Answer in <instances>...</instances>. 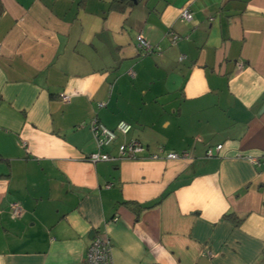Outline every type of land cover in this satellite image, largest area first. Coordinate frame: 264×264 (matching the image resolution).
<instances>
[{
    "label": "crops",
    "instance_id": "obj_1",
    "mask_svg": "<svg viewBox=\"0 0 264 264\" xmlns=\"http://www.w3.org/2000/svg\"><path fill=\"white\" fill-rule=\"evenodd\" d=\"M0 6V264H87L91 230L113 264H264V0ZM93 118L146 149L90 161Z\"/></svg>",
    "mask_w": 264,
    "mask_h": 264
},
{
    "label": "built area",
    "instance_id": "obj_2",
    "mask_svg": "<svg viewBox=\"0 0 264 264\" xmlns=\"http://www.w3.org/2000/svg\"><path fill=\"white\" fill-rule=\"evenodd\" d=\"M180 18L185 21L192 19V12L185 6L180 10ZM173 38V37H172ZM136 46L142 54L149 53L152 51H159V46H153L142 33H138L135 37ZM175 40V37L172 41ZM183 56H180L181 60ZM131 74V72H129ZM62 99L68 100L69 96L66 94L61 95ZM103 103H99V106ZM83 124V123H82ZM92 134L96 140L98 151L90 154L88 159L92 162L96 161H108L113 159H136L141 156L142 152L146 149L145 146L135 138L128 140L122 139L117 147V153L115 156L104 151V148L113 143L117 138H124V136L130 131L131 124L127 121L120 120L114 128H108L102 123L98 122L97 119L93 118L89 121ZM221 144H217L214 148L209 147L206 151L207 156H213L221 148ZM163 153V148L159 147L158 151L149 154L150 158H160ZM167 159L187 158L189 153L187 151L181 152H167L163 155ZM10 212L13 216H18L22 212V207L17 202L10 204ZM87 264H113L111 258V244L110 240L100 235H94L87 248L86 252Z\"/></svg>",
    "mask_w": 264,
    "mask_h": 264
},
{
    "label": "trees",
    "instance_id": "obj_3",
    "mask_svg": "<svg viewBox=\"0 0 264 264\" xmlns=\"http://www.w3.org/2000/svg\"><path fill=\"white\" fill-rule=\"evenodd\" d=\"M1 10H2V7L0 6V12H1ZM154 46V45H153ZM140 51V50H139ZM152 52H155V51H152ZM149 53H151V52H149ZM159 200H156V201H154L153 203H151V204H146V205H143V206H141V208H144V207H149V206H151L152 204H154V203H157ZM228 217H230V218H232L233 220H235V222H240L241 221V218H238L237 216H235V215H233V214H228Z\"/></svg>",
    "mask_w": 264,
    "mask_h": 264
},
{
    "label": "water",
    "instance_id": "obj_4",
    "mask_svg": "<svg viewBox=\"0 0 264 264\" xmlns=\"http://www.w3.org/2000/svg\"><path fill=\"white\" fill-rule=\"evenodd\" d=\"M94 233H95V232H94L93 230H91V231L89 232V234H88V237H89V238H92V237L94 236Z\"/></svg>",
    "mask_w": 264,
    "mask_h": 264
}]
</instances>
